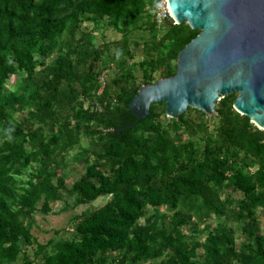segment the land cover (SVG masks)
Instances as JSON below:
<instances>
[{
  "label": "trees",
  "instance_id": "1",
  "mask_svg": "<svg viewBox=\"0 0 264 264\" xmlns=\"http://www.w3.org/2000/svg\"><path fill=\"white\" fill-rule=\"evenodd\" d=\"M153 9L0 0V264H264V130L236 93L211 115L167 117L162 101L136 121L127 106L199 32ZM100 196L61 237L33 236L37 213Z\"/></svg>",
  "mask_w": 264,
  "mask_h": 264
},
{
  "label": "water",
  "instance_id": "2",
  "mask_svg": "<svg viewBox=\"0 0 264 264\" xmlns=\"http://www.w3.org/2000/svg\"><path fill=\"white\" fill-rule=\"evenodd\" d=\"M176 23L199 30L176 58L170 77L142 85L127 106L136 121L150 105L165 103V115L187 107L211 115L230 93L234 110L264 130V0H167Z\"/></svg>",
  "mask_w": 264,
  "mask_h": 264
},
{
  "label": "rangeland",
  "instance_id": "3",
  "mask_svg": "<svg viewBox=\"0 0 264 264\" xmlns=\"http://www.w3.org/2000/svg\"><path fill=\"white\" fill-rule=\"evenodd\" d=\"M105 40H112L118 38V33L111 28L104 31ZM14 79H11L13 82ZM84 166L81 164L80 160H73L70 159V162L67 167V174L71 175V177H75L82 171ZM67 185L70 184V180H67ZM104 196H100L96 200H94L90 205H80L77 206L75 209H70L69 207L64 208L63 210L60 209L61 204L56 202L52 213L48 214H39L37 213L34 216V223L31 228V232L38 243L44 244L49 239H57L61 237L65 230L69 228V223L71 216L75 213H82L86 211V209L96 207L105 201ZM262 222L263 219H262Z\"/></svg>",
  "mask_w": 264,
  "mask_h": 264
},
{
  "label": "built area",
  "instance_id": "4",
  "mask_svg": "<svg viewBox=\"0 0 264 264\" xmlns=\"http://www.w3.org/2000/svg\"><path fill=\"white\" fill-rule=\"evenodd\" d=\"M153 19L157 25H161L166 20H171L172 23H176L173 19L167 0H154ZM100 81H104L103 73L100 75Z\"/></svg>",
  "mask_w": 264,
  "mask_h": 264
}]
</instances>
